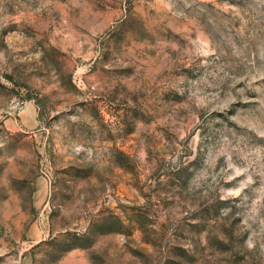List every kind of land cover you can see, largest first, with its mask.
I'll return each mask as SVG.
<instances>
[{"label": "rangeland", "instance_id": "374dc122", "mask_svg": "<svg viewBox=\"0 0 264 264\" xmlns=\"http://www.w3.org/2000/svg\"><path fill=\"white\" fill-rule=\"evenodd\" d=\"M0 264H264V0H0Z\"/></svg>", "mask_w": 264, "mask_h": 264}]
</instances>
